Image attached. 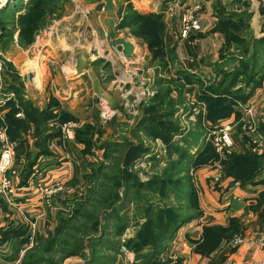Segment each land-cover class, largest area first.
<instances>
[{
    "label": "crops",
    "instance_id": "1",
    "mask_svg": "<svg viewBox=\"0 0 264 264\" xmlns=\"http://www.w3.org/2000/svg\"><path fill=\"white\" fill-rule=\"evenodd\" d=\"M129 1L132 8L140 14H158L168 7L172 12V9L177 8L179 3L185 5L184 9H180L182 12L191 10L192 7H194L192 10H196V12L198 10L202 30L195 33L190 41L183 42L176 40V35L180 30L177 19L173 18L167 26L165 25V16L169 14L170 10L166 9L165 15H159L163 24L165 41L168 46L175 45L176 56L180 58L179 64L173 67L175 73H171L170 76L173 78L176 76L175 81L178 80L182 83L183 80L191 86V93L197 94L196 100L204 103L205 106L206 103L201 100L203 92L205 93L209 86L218 83L223 75V73H218L219 67L216 65L222 62L219 60V54L224 47V39L219 32L220 24L212 13V2L206 0ZM110 2L107 3L105 11L99 13V21L93 24L89 23L94 27V33H99V52L94 54L90 51L91 48L87 49L84 46L86 49H80L81 51H75L73 48L66 51L59 46L62 44L60 40L42 48L43 54H53L55 49L59 52L58 57L47 59V64H49L47 67L57 65L60 59H63L62 66L60 69L57 68L58 74L54 78L44 77V87L39 89L40 93H38L40 102L36 103L35 97L29 99L24 95L38 110L46 109L50 99L53 98L59 103L58 107L53 108L55 112L64 110L76 119V121L69 122L75 123L78 127L84 124L102 125L105 135L109 126L104 123L101 116H105L106 113L115 114L117 108L124 102L126 95L133 94L130 100L134 101V97L138 98V93H145V90H141L142 86L133 85L129 88H123V86L127 85L129 80L133 81L136 77H140L141 73L148 69L144 66L145 62H149L151 58L145 44L131 37L127 29L119 28L117 12L121 2L115 3L113 0ZM103 31L108 33V38L102 35ZM263 36L264 33L258 38ZM77 43L72 47H75ZM93 58L95 59L93 60ZM96 60L100 66L99 72L104 69L107 62H111L112 72L117 71V73H96L97 70L94 68ZM209 62L213 63L211 68L205 66ZM234 66H237V63L231 65L229 71H233ZM206 69L208 71H205ZM226 69V67H222V70ZM106 74H111L109 80H105ZM147 74L149 77L156 76L154 73ZM184 74L191 79V82L185 80ZM2 76L3 83L8 82L7 76L6 78L4 74ZM160 77L163 76L160 75ZM31 79L32 74L29 75V80L31 81ZM228 83L229 80L225 82L224 86ZM6 87H8L7 84H5ZM239 88H243L249 97L243 104L235 106L234 112L228 117L220 119L216 123V125H232L233 139L236 145V151L232 155L252 154L247 149L250 137L240 129L242 121H249V119L257 123L261 121L260 125H263L264 129V77L260 80L259 85L252 90L251 87L240 82L231 87L232 90ZM98 105L99 107H97ZM1 109L4 113L7 111L6 107ZM258 115L263 116L260 121L257 119ZM137 117L133 126L139 124L143 119L141 110ZM211 125L210 122L209 126ZM260 132L264 134V130ZM54 133L51 134L55 135ZM30 134L31 132L23 135L20 141L23 147L19 152L25 154L26 166L19 167V171L16 169L17 175L10 178L12 191L10 196H0L5 209V214L0 215V230L8 227H26L28 237L31 233L29 230L31 223L36 226L34 236L44 234L46 230H53L56 213L62 212V209L66 210L62 193L53 199L56 211L46 209L42 201V189L58 182L75 184L77 181L90 180L89 175H92L96 170L95 164L101 156L98 145L94 146L91 153L84 154L82 144L66 143L64 145L60 140V134L46 141L45 146L48 154L37 155L35 138ZM102 139L103 136L101 141ZM48 145H52V149H48ZM256 156L263 157L264 151L261 155ZM261 168V174L255 178L253 185L241 184L227 177L221 179L217 185H213L210 181L211 175L209 176L211 173L203 169L198 170L196 180L201 216L179 229L173 242L163 252L167 259L176 262V264H261L262 261L258 257L262 253L264 258V202L260 203L255 212L252 209H255L264 194V157ZM231 218H235L241 226L239 231V237L243 240L241 246L233 247L230 240L222 243L208 256L194 252L197 243L201 241L204 226L227 227ZM259 239H263V241H259ZM13 246L14 241L0 246V248L4 247L7 251L9 250V254L4 256L6 258L4 264L19 263L18 260L12 259ZM119 257H123L121 252L117 257L116 264L138 263L135 261L133 253L120 262Z\"/></svg>",
    "mask_w": 264,
    "mask_h": 264
},
{
    "label": "rangeland",
    "instance_id": "2",
    "mask_svg": "<svg viewBox=\"0 0 264 264\" xmlns=\"http://www.w3.org/2000/svg\"><path fill=\"white\" fill-rule=\"evenodd\" d=\"M27 1L28 0H9L7 4L4 3V5L0 7V22H2L5 29H7L5 31L0 30V59L4 60L6 71L4 75L5 78L6 76L8 78V82L4 83V86L5 84L9 86V83L13 82L12 77L17 75L20 77V82L16 84L17 86L23 87V95H25L29 99L35 97V102L38 103L41 101L39 98L40 94L38 95V93H40L39 89H43L44 87V77L47 76L48 78H54V76L58 74L57 68L60 69L63 62V59H60V62H58L57 65L53 67H47V65H49L47 64V59L51 60L55 56L58 57L57 55H59V52L55 49L53 50V54H43V51H41L42 48H46V46H48L49 44L60 40V43L62 44L59 46H61L63 49H66V51L71 50L72 48L75 51H81L80 49L84 50L86 49L84 47H87V49L91 48L92 50L90 51H92V53L94 54L97 51L99 52V33L95 34L93 29L94 27L90 25L99 21V13H103L106 9L107 3L112 0H58L57 5H55L54 7L49 6L44 10L45 13L42 15V21H39L43 24L41 25L39 30L30 35L31 39H33L32 43H27V38L26 40H23L25 41L23 42L24 44H21V37L19 35L21 24L17 22V16L20 14H24L27 10H29ZM113 1L115 3H118V1L119 3L121 2V4L119 5L120 8L117 12L120 24L122 16L125 12V7L129 4L130 1ZM206 1L212 2V13L214 14L218 22V16L225 15L226 17H230L233 12H242L243 14L246 11H249L250 13H252L248 26H245L242 29L244 31L237 33L238 35L247 38H249L248 35H251V37L253 38H258L264 33V11L260 10L261 8H263L262 3H257L255 0ZM184 6V4L179 3V6L177 8H174V10L172 9V12L171 10L168 11L170 7L166 8L169 12V14L165 16L166 26L171 22L173 18H175V20L177 19V23L180 29L181 17L186 14L185 12L187 11H194L193 13L199 18L200 23H202L198 10L196 12V10H192L194 8L192 7L191 10H184L183 12L180 11V9H184ZM166 9L158 14L165 15L164 11ZM6 14H8L9 17L5 18L4 15ZM242 18H244V16H242ZM175 20L174 23H176ZM79 28H81L82 30H80ZM11 29L14 30L11 35L1 36L6 31V33L8 34ZM219 32L222 34L224 39V47L219 54V60H221V58L224 57L225 54H228V45L225 43L226 37L221 30V25ZM128 34L145 44L143 40L131 35L129 30ZM102 35L105 38L109 37L108 33L105 31H103ZM194 35L183 38L180 36L178 30L176 40L182 42L190 41L191 37ZM65 42L68 46L65 45ZM162 42L163 44L160 48L161 54L155 57V59L152 58V54L147 47L151 58L149 62H145L144 66L148 69L144 70L142 72L143 74L141 73L140 77L142 79L140 77H136L135 80H129L130 82H128L127 85L124 84L123 86V88H129L133 85L140 87L142 86L141 90H145V93H138V98L134 97V101L133 99L130 100L133 94L126 95L123 100L124 102L117 108L115 114L106 113L105 116H101V119L104 121V123L109 126V128H107V134H103L105 130L102 128V125L84 124L85 126L88 125L91 127L93 146H99V152H101V156H99V161H97L95 164L96 170H94V173L92 175H89L90 181H92L93 183L90 186H87L86 192L83 197L79 200L72 201L71 203L64 200V209L67 210V212L64 213V216L72 217L71 219H74V222L72 224L73 226L85 223V225H88V227L91 228V230L90 228L89 230L92 231V227L94 226V223L97 222V219L96 221L92 222L89 221L85 216L87 214H94L95 217L99 219V228L101 227V224L103 227L107 221L108 224L104 227H109L108 231L113 234L117 230V223L114 219H111V217L106 215L111 211V208H109V206H105L104 208L100 207V204L102 203L103 198L108 197V199H111L113 197L111 188L113 190L115 189L121 201H124L125 197L123 195L126 193V196L129 197V201L127 203V206L122 208V210H120L118 213L119 217H123V224H125L124 232L120 237L122 243L125 240L134 238L137 235V232L140 230L141 225L145 222L146 215L149 210V206L145 205L146 202L151 203V209L153 210H160L164 208L172 210L175 213L184 216L197 214L199 215L197 216V218H199L202 213L201 207L199 206L198 202L193 201L194 197H197L198 200L196 172L200 169L210 172V181L213 185H217L221 179L226 178L224 162H226V160L233 154L232 153L231 155H229L226 160L221 159L220 156L212 148V144H210L206 140V135H208V132H210L216 126V124H212L211 126H209L210 122L207 119L208 111L206 104L204 108L200 107L202 110L198 115L193 113L192 109L196 106L191 104V100L196 99L197 94L194 95L191 93V86L187 85L185 81L182 80L181 83L178 82V80H174L176 76L174 78L170 76L171 73H175L173 72V67L174 65L179 64L178 62L180 58L176 56L177 52L175 45H167L164 38V29ZM75 43H77L76 46L72 47V45ZM94 59L95 58H93V60ZM96 62L97 63L94 66L95 70H97L96 73H117V71L112 72L110 64L111 62H107V64L103 67L104 69L100 70L99 72V62L97 60ZM212 64L213 63L209 62L206 63L205 66L207 68H211ZM205 71H208V69H206ZM147 73H154V75L156 74V76L152 75V77H149ZM30 74H32L31 81L29 80ZM159 74L163 77H160ZM35 78H37L38 80L37 83L35 82ZM105 78V80H109L111 78V74H106ZM159 78L162 80H158ZM146 85H148V87H145ZM149 86L151 87V89H149ZM6 89L10 90L8 89V87H6ZM146 89L149 90L146 91ZM167 91L169 92L168 99L162 100V102L159 103V98H156L160 97L163 99L164 94L167 93ZM171 92L174 94L172 95ZM125 102L126 104L124 105ZM156 102H158V104L160 105V109H158L155 114H153V112L151 114L149 109L152 105L156 104ZM97 107H99V105ZM139 109L143 112V118L145 116L151 117V119L155 122H158L162 118L163 121L168 120L169 123L175 125L178 128L176 134L172 136L171 142L173 143V147H171L170 145L167 146L158 137L153 136L148 131L143 132L142 130H140L138 127V123L135 126L132 125L138 118L137 116L140 111ZM261 117L263 116H257L258 121L262 119ZM249 121L255 123L258 131L264 130L263 125H260L261 121L260 123H257L256 121L250 119ZM84 125H80L79 128L83 129L85 127ZM240 129L241 131H243V123L241 124ZM102 136L103 142L101 141ZM72 143L77 142L74 139V141L69 144ZM103 145L110 146H105L106 148H103ZM176 145L184 148V157H179L177 159L178 156L174 148ZM135 146H141L146 151L143 152L140 157L127 164L126 157L128 156L130 150ZM209 151L212 155H214L204 162H199V156H201L203 153L208 154ZM13 164L14 168L18 171L19 167L23 168L26 166V163L22 164L19 162L18 157L15 158V162ZM116 164L119 168H121V170H123V172L126 170L125 172L130 173L129 175H131L133 179H136L141 183H147L150 181V179H155L156 181H159V179H164L167 181L169 186L166 189L156 188L154 191H145L142 189H138L136 191L135 187L129 188L131 182L127 181L128 177L126 175L122 177L123 180H119V183H121L120 187H117V184L115 186H112L114 184V166ZM177 168H181V170L176 176L175 171ZM261 171L262 168L259 171V174H261ZM259 174H257V176ZM215 178L218 180H215ZM175 179L180 180L182 183L176 186ZM93 193L96 194V196H93ZM263 202L264 194H262L261 200L258 202L259 204L255 207V209H252V211L255 212L257 208H259L260 203ZM1 203L2 202L0 200V204ZM81 203L84 206V209L81 211L80 217H75V214L72 216L73 210L76 209L77 206ZM115 204L116 205L114 206H118L120 203ZM108 208L109 210H107ZM4 214L5 209L0 206V215L2 216ZM149 215H151V212H149ZM185 225L181 226L180 229ZM55 226L56 223L54 227ZM178 231L179 229L177 230V232ZM177 232L175 233L173 239L167 242L166 248L173 242L177 235ZM66 234L76 235L74 231L70 232L69 230H67ZM239 236V233L234 234L230 239V242H232L236 237ZM60 240L71 242V240L65 238H60ZM84 240L85 243H83L82 250V253H84L85 255L84 258L78 256V254H74L73 256L62 260L61 264H85L86 261L90 260L92 254L90 248H88V239L85 237ZM259 241H263V239H259ZM224 242L225 240H222L219 246ZM219 246L217 247V249L219 248ZM25 247L26 246H23V248ZM122 247L130 254H132V252H130L123 245L120 247V249ZM55 250L59 251V249ZM72 250V247H70L68 251L76 252L75 250ZM8 254L9 250L7 251V249H4V247L0 248L1 264H4V261L6 259L4 256ZM22 255L23 251L20 253L17 259L18 261L21 260ZM58 255L54 256L53 259L55 261L59 260L60 255ZM122 255L123 257H119V262L127 259L128 257L124 255V253H122ZM43 257L48 258L49 256L44 255ZM166 259L167 257L162 253L158 258V263L176 264V262ZM258 259L262 261L261 264H264L262 253H260Z\"/></svg>",
    "mask_w": 264,
    "mask_h": 264
},
{
    "label": "trees",
    "instance_id": "3",
    "mask_svg": "<svg viewBox=\"0 0 264 264\" xmlns=\"http://www.w3.org/2000/svg\"><path fill=\"white\" fill-rule=\"evenodd\" d=\"M57 2L58 0L27 1L29 10L17 16V22L21 24L19 33L21 44H24L23 42L25 41L23 40L27 38L28 41L26 42L29 44L32 43L33 39H31L30 35L39 30L43 24L39 21L45 13L44 10L49 6L54 7L57 5ZM3 5L4 2L1 3L0 7ZM260 10L264 11V8ZM242 16H244V18H242ZM251 16L252 13L249 11L243 14L242 12H233L230 17H226L225 15L218 16L221 30L226 37L225 43L228 45V54L221 58L222 63H220V65H216L219 67L218 73H223L222 78L218 83L206 88V92H203L201 97V100L207 104V119L213 125L216 124L218 120L228 117L234 112L235 106L243 104L249 97V95L244 92L245 90L243 88L232 90L231 87L233 85L240 82L247 87H251L252 90L259 85L260 80L264 77V36L261 38H253L251 35H248L249 38H247L237 34L244 31L242 29L245 26H248ZM4 17L7 18L9 15L6 14ZM119 27L129 30L131 35L143 40L151 52L153 59L161 54L160 48L163 44V24L159 14H140L135 11L129 3L125 7V12ZM0 30H7L2 22H0ZM13 31L14 30L11 29L8 34L6 31L3 33L4 35L2 34L1 36L11 35ZM236 63L237 66H234L233 71H229L231 65ZM222 67H226L227 69L222 70ZM183 76L187 82H191V79L186 76V74ZM12 80L14 83H9L8 89L14 92L17 104L13 101H8L6 103L7 111L4 113L3 119L0 120V126H5L10 141L18 142V151L22 150L23 147V144L20 143L22 136L31 132L30 135L35 138V147L38 149L37 155H46L48 154L45 146L46 141L59 135L58 132H55V135L51 134L53 131H50L51 133L49 134L47 133L49 131L47 126L48 123L51 121L65 123L76 121V119L64 110L55 112L53 108L58 107L59 103L53 98L50 99L48 107L44 110H38L33 107L32 103L24 97L23 87L17 86L16 84L20 82V77L15 75L12 77ZM227 80H229V83L224 86ZM168 93L167 91V93L164 94L163 99L157 97L156 99L159 98L158 102L160 103L162 100L168 99ZM158 102L149 109L151 114L152 112L155 114V112L160 109ZM19 111L23 113V119L15 118V114ZM138 127L143 132L148 131L153 136L158 137L167 146L170 145L173 147V143L171 142L172 136L176 134L178 128L169 123L168 120L163 121L161 118L158 122H155L151 117L145 116L139 122ZM91 131L92 129L88 125L83 129L79 127L76 129L75 140L77 143L84 146V154L91 153L94 148ZM105 146L107 147L110 145ZM105 146L103 145V148H106ZM174 148L178 156L177 159L179 157H184V148L178 145ZM145 151L146 150L141 146L133 147L126 157V163L128 164L140 157ZM213 155L210 151L208 154L203 153L199 156V162H204ZM26 156H29V154H26ZM263 157L250 153L244 155H231L226 162H224L225 176L241 184L253 185L255 184L254 180L257 174H259L261 170ZM115 166L114 184L112 186L117 184V187H120L121 183H119V180H123L122 177H124V175L128 177L127 181L131 182L129 188L135 187L136 191L138 189L154 191L156 188L166 189L169 186L164 179H159V181L150 179L147 183H141L133 179V177L129 175L130 173L125 172L126 170L123 172L117 164ZM180 170L181 168L176 169V176L179 174ZM180 183H182L180 180L175 179L176 186ZM111 192L114 198H103L100 207L104 208L105 206H109V208H111V211L105 214L111 217V219H114L117 223V230L113 234L108 231L109 227H104L107 226V221L103 227L101 224L99 228V219L96 218L94 214H87L85 216L92 222L97 219V222H95L92 227V231H90L91 228L85 225V223L73 226L74 219L64 216V213L59 211L55 215L56 226L54 229L52 231L46 230L44 235L36 234L32 241H30L27 236L26 227H8L6 229H1L0 246L7 242L14 241L12 259L17 260L20 253L23 251L21 260L17 264H61L62 260L74 254H78V256L84 258L85 255L82 253V250L86 237L88 239V248H90L92 256L85 264H116L122 245L134 254L135 261L138 262L137 264H159L158 258L166 250L167 242L173 239L175 233L181 226L190 223L199 216L197 214L184 216L164 208L153 210L151 209V203L146 202L145 205L149 206V210L145 222L141 225L140 230L134 238L125 240L122 243L120 237L124 232L125 224H123V217H119L118 213L122 208L127 206L129 197L126 196L125 193L123 195L125 199L121 201L115 189L113 190L111 188ZM93 196H96V194L93 193ZM193 201L198 202L197 197H194ZM115 203L120 204L114 206L116 205ZM0 206L4 209L2 203ZM109 208L107 210H109ZM83 209L84 206L82 203L79 204L77 208L73 210L72 216L75 214V217H80V213ZM149 212H151V215H149ZM67 230L70 232L74 231L76 235L66 234ZM240 230L241 226L235 218L229 219L227 227L204 226L201 241L197 243L194 252L202 256H208L217 249L222 240L229 242L232 236L238 234ZM60 238L71 240V242L60 240ZM23 246L26 247L23 248ZM70 247L76 252L68 251ZM55 249H59V251ZM44 255H48L49 257L44 258ZM55 255L59 256L58 261L53 259Z\"/></svg>",
    "mask_w": 264,
    "mask_h": 264
},
{
    "label": "built area",
    "instance_id": "4",
    "mask_svg": "<svg viewBox=\"0 0 264 264\" xmlns=\"http://www.w3.org/2000/svg\"><path fill=\"white\" fill-rule=\"evenodd\" d=\"M170 10V9H169ZM194 11H187L181 17L179 34L181 37L186 38L190 35H194L201 30V23L199 18L193 13ZM5 71L4 60L0 59V109L6 107L8 101L16 103V97L13 91L6 90L2 75ZM190 101V100H189ZM192 105H195L192 109L193 113L198 115L204 108V103L194 99L191 100ZM4 111L0 110V120L3 119ZM15 118L23 119L21 111L15 114ZM243 132L250 137L247 149L255 155H261L264 151V134L257 130L254 122L242 121ZM49 131L58 132L60 134V140L65 145L71 143L75 139V132L77 125L71 122L59 123L51 121L48 123ZM206 140L212 144L214 151L220 156L221 159L226 160L229 155L236 151V145L233 139V127L230 124L216 125L208 135ZM60 147V146H59ZM48 149H52V145H48ZM19 158V162L26 163L25 154H20L18 151V142L10 141L6 128L4 125L0 126V196H10L11 194V180L10 178L17 175V170L14 168L15 158ZM215 180H218L215 178ZM93 182L90 180L79 181L76 184H64L62 182L55 183L50 187L42 189V201L46 209L56 211L53 205V199L60 193L64 194V200L68 202L79 200L86 192L87 186H90ZM73 206V205H72ZM65 213L67 210H63ZM35 224L29 225L31 231L29 240L32 241L35 233ZM233 247L241 246L243 240L240 237H236L232 242ZM121 254L129 256L130 253L123 247L120 249Z\"/></svg>",
    "mask_w": 264,
    "mask_h": 264
},
{
    "label": "water",
    "instance_id": "5",
    "mask_svg": "<svg viewBox=\"0 0 264 264\" xmlns=\"http://www.w3.org/2000/svg\"><path fill=\"white\" fill-rule=\"evenodd\" d=\"M8 1H9V0H0V4H1L2 2H4L5 4H7ZM255 1H256L257 3H262L263 8H264V0H255Z\"/></svg>",
    "mask_w": 264,
    "mask_h": 264
},
{
    "label": "bare ground",
    "instance_id": "6",
    "mask_svg": "<svg viewBox=\"0 0 264 264\" xmlns=\"http://www.w3.org/2000/svg\"><path fill=\"white\" fill-rule=\"evenodd\" d=\"M33 77H34V76H33ZM35 80H36L35 82L37 83V82H38L37 78H35ZM38 85H39V83H38Z\"/></svg>",
    "mask_w": 264,
    "mask_h": 264
}]
</instances>
